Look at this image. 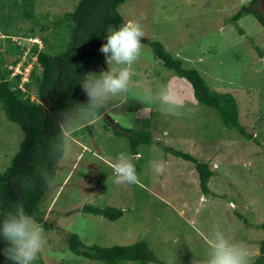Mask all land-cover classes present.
I'll return each mask as SVG.
<instances>
[{
	"label": "rangeland",
	"instance_id": "obj_1",
	"mask_svg": "<svg viewBox=\"0 0 264 264\" xmlns=\"http://www.w3.org/2000/svg\"><path fill=\"white\" fill-rule=\"evenodd\" d=\"M77 1L0 0V74L10 80L13 72H20L23 82L35 67L36 51L59 49L49 21L71 11ZM242 5H249V0H125L118 5L125 22L139 21L146 41H158L183 67L197 69L211 89L233 96L245 134L225 128L215 109L194 101L189 84L163 67L148 43L142 42L126 99L110 100L101 116L87 114L78 99L62 115L60 124L68 135L64 134L54 177L39 204L47 223L46 245L37 257L43 264H102L73 255L65 244L68 233L85 245L145 240L151 253L166 263L190 264L193 255L205 252L213 228L243 244L249 264L254 261L264 237L260 227L264 224V27L251 15L231 22ZM24 11L36 25L22 15ZM39 24H48L49 29L40 30ZM106 32L100 46L106 42ZM93 62L87 76L107 71L100 51ZM159 84L184 101L182 115H165L158 103L144 100ZM83 97L87 98L81 89L79 98ZM27 98L33 99L32 92ZM115 123L150 133V143L137 145L138 157L130 154L122 132L113 131ZM21 136L18 126L0 110V171ZM164 147L207 164L212 172L207 193L199 190L192 164ZM121 152L132 158L139 183H114L111 163ZM161 160L164 167L158 174L154 165ZM83 204L119 208L121 215L110 221L81 212Z\"/></svg>",
	"mask_w": 264,
	"mask_h": 264
},
{
	"label": "trees",
	"instance_id": "obj_2",
	"mask_svg": "<svg viewBox=\"0 0 264 264\" xmlns=\"http://www.w3.org/2000/svg\"><path fill=\"white\" fill-rule=\"evenodd\" d=\"M124 1L78 0L71 11H65L49 21L52 34L58 38L59 49L53 53L44 49L36 51L35 67L29 70L23 82L19 80L20 73L12 74L10 80L0 74V110L5 119L16 124L22 132L16 151L8 165L0 171V223L7 213L22 204L27 214L44 229L47 227L39 204L54 177V165L62 154L64 133L60 120L62 115L74 108L78 99L85 109L87 98H79L80 82L89 74L107 28H119L125 23L117 11L118 5ZM260 1L264 10V0ZM256 6V0H249V5L240 6L229 19L234 23L244 15H251L264 27V20ZM22 15L37 24L28 12L24 11ZM38 27L40 30L49 29L48 24H39ZM238 31L242 33L240 29ZM145 42L163 67L189 84L194 101L215 109L225 128H235L240 134H245L238 121L235 99L230 93L211 89L197 69L183 67L181 61L168 53L158 41ZM254 48L260 55L258 48ZM19 83L21 86H17ZM29 92H32V100L27 98ZM102 114L103 108L95 116ZM107 120L110 121L109 118ZM104 123L107 125L106 121ZM113 131H120L126 137L132 157L137 155V145L151 142L147 130L126 129L115 123ZM163 150L190 162L197 174L199 190L203 194L208 192L206 183L212 172L206 163L177 149L164 147ZM45 172L48 182L42 175ZM80 211L101 215L110 221L121 215V210L112 206L83 204ZM260 227L264 229V224ZM65 244L73 255L102 264H168L151 253L145 240L124 245H85L74 233H68ZM6 247L7 241L0 236V264H13L4 255ZM263 263L264 237L259 240L258 255L251 264ZM37 264H43L39 258Z\"/></svg>",
	"mask_w": 264,
	"mask_h": 264
},
{
	"label": "clouds",
	"instance_id": "obj_3",
	"mask_svg": "<svg viewBox=\"0 0 264 264\" xmlns=\"http://www.w3.org/2000/svg\"><path fill=\"white\" fill-rule=\"evenodd\" d=\"M142 26L137 20H128L119 28H108L106 42L101 44L99 51L105 56L107 71H101L95 76H86L80 86L87 96L84 104L85 112L95 115L100 109L117 97L127 98L130 91L131 78L134 75L133 64L141 54ZM149 103H158L165 115H182L184 101L165 85L159 84L157 90L149 92L144 97ZM62 133L68 135L65 129ZM163 161L154 165L159 174L163 171ZM114 183L132 185L139 183L132 158L124 152L118 153L111 163ZM46 182L47 173H42ZM0 236L7 241L4 255L13 264H33L38 254L46 245L43 227L18 204L13 212L5 215L0 223ZM179 241H177L178 243ZM207 247L202 255H193L190 264H249L247 248L234 242L219 228H213L206 238Z\"/></svg>",
	"mask_w": 264,
	"mask_h": 264
},
{
	"label": "water",
	"instance_id": "obj_4",
	"mask_svg": "<svg viewBox=\"0 0 264 264\" xmlns=\"http://www.w3.org/2000/svg\"><path fill=\"white\" fill-rule=\"evenodd\" d=\"M256 3H257V6H256V9L259 10L260 12V15L262 16L263 20H264V10H263V6L261 4V1L260 0H256ZM145 38H142V42H145ZM106 117V116H104ZM108 118V117H106Z\"/></svg>",
	"mask_w": 264,
	"mask_h": 264
},
{
	"label": "built area",
	"instance_id": "obj_5",
	"mask_svg": "<svg viewBox=\"0 0 264 264\" xmlns=\"http://www.w3.org/2000/svg\"><path fill=\"white\" fill-rule=\"evenodd\" d=\"M18 65V64H17ZM17 66H15L14 68H16ZM9 68H11V67H9ZM14 73H17V72H13L12 74H14ZM18 73H20V72H18Z\"/></svg>",
	"mask_w": 264,
	"mask_h": 264
}]
</instances>
